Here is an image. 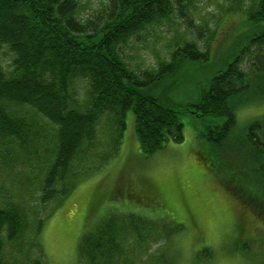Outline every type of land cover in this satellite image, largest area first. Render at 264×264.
<instances>
[{
  "label": "trees",
  "instance_id": "16d2710c",
  "mask_svg": "<svg viewBox=\"0 0 264 264\" xmlns=\"http://www.w3.org/2000/svg\"><path fill=\"white\" fill-rule=\"evenodd\" d=\"M184 1L104 0L98 9L81 16L78 0H0V45L11 52L10 69L0 64V147L27 153L50 141L35 116L11 113V104L28 107L55 127V148L41 180L37 179L38 195L32 196L30 185L31 194L25 197L0 188V264H43L39 234L44 217L34 206L58 201L71 190L77 175L73 162L79 152L92 149L86 144L94 143L102 115L112 117L117 146L125 113L131 109L139 150L145 156L167 141L183 140L179 113L148 90L170 79L183 64L206 61L207 46L175 43L168 59L160 58L146 70L133 69L124 48L147 27L175 14ZM239 2L234 0L232 8L239 9ZM246 2L243 13L249 27L244 45L224 58L200 88L196 103L186 110L200 119L223 118L217 121L221 125L197 134L206 142L203 147H210L216 156L232 143L236 108L264 98V25L260 23L264 0ZM77 79L88 84L84 109L73 103L72 84ZM239 143L247 148L254 180L264 189V121L252 123ZM230 178L227 184L235 181ZM33 181L28 178L25 183ZM237 184L245 204L264 215V194ZM113 225L101 223L82 233L79 264H118L124 249ZM133 258L122 262L132 264ZM161 264H166L164 258Z\"/></svg>",
  "mask_w": 264,
  "mask_h": 264
},
{
  "label": "rangeland",
  "instance_id": "374dc122",
  "mask_svg": "<svg viewBox=\"0 0 264 264\" xmlns=\"http://www.w3.org/2000/svg\"><path fill=\"white\" fill-rule=\"evenodd\" d=\"M78 1L80 15L86 16L104 0ZM233 1L185 0L175 14L130 39L124 55L135 70L151 69L156 60L168 59L175 43L207 46L206 61L187 62L170 79L148 90L179 113L183 140L168 141L145 156L139 150L131 109L125 113L117 146L112 117L102 115L94 143L86 144L92 149L79 152L73 162L77 175L71 190L58 201L34 206L44 217L39 234L43 264H79L82 233L101 223H114L118 229L116 240L124 249L118 264H126L125 258L130 263L131 256L132 264H161L162 258L166 264H264V215L245 204L237 184L264 194L248 164L247 148L239 143L252 123L264 121V98L236 108L231 146H221L217 156L196 135L221 125L217 121L223 118L200 119L186 111L224 58H231L245 43L247 2L239 0V9H234ZM10 54L0 45V64L6 70ZM72 93L73 103L84 109L89 97L86 80H75ZM8 110L35 116L50 138L49 144L27 153L0 147V188L25 197L33 186L35 197L37 179L41 180L55 148V127L28 107L11 104ZM230 177L235 181L227 184ZM28 178L35 181L25 183Z\"/></svg>",
  "mask_w": 264,
  "mask_h": 264
},
{
  "label": "crops",
  "instance_id": "0c3cea01",
  "mask_svg": "<svg viewBox=\"0 0 264 264\" xmlns=\"http://www.w3.org/2000/svg\"><path fill=\"white\" fill-rule=\"evenodd\" d=\"M196 137H197V135H196Z\"/></svg>",
  "mask_w": 264,
  "mask_h": 264
}]
</instances>
